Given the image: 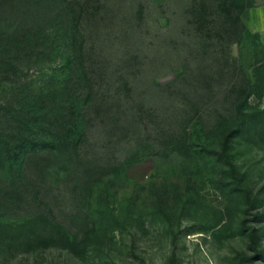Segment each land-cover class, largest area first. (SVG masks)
<instances>
[{"label":"rangeland","instance_id":"374dc122","mask_svg":"<svg viewBox=\"0 0 264 264\" xmlns=\"http://www.w3.org/2000/svg\"><path fill=\"white\" fill-rule=\"evenodd\" d=\"M232 1L0 0V264H264V0Z\"/></svg>","mask_w":264,"mask_h":264},{"label":"trees","instance_id":"16d2710c","mask_svg":"<svg viewBox=\"0 0 264 264\" xmlns=\"http://www.w3.org/2000/svg\"><path fill=\"white\" fill-rule=\"evenodd\" d=\"M226 1H228V0H224V3L226 2ZM232 1V0H231ZM234 3H235V0H233L232 2H231V6L232 5H234ZM251 5H253V2H252V0H251ZM227 12H230L229 10H227Z\"/></svg>","mask_w":264,"mask_h":264}]
</instances>
